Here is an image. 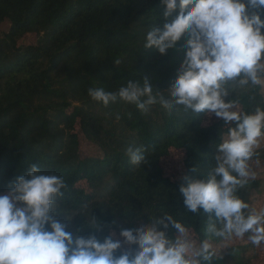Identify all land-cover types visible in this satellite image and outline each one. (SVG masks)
<instances>
[{"label": "trees", "instance_id": "obj_1", "mask_svg": "<svg viewBox=\"0 0 264 264\" xmlns=\"http://www.w3.org/2000/svg\"><path fill=\"white\" fill-rule=\"evenodd\" d=\"M164 7L161 0H0V24H10L0 37V194L35 163L64 179L54 211L74 236L94 232L102 241L111 231L168 213L197 241L205 238L209 217L186 212L178 189L185 174L203 178L215 166L216 147L229 126L220 119L205 124V113L182 106L168 111L157 104L145 113L120 99L105 106L88 95L89 88L116 92L145 78L154 94H168L184 38L165 55L143 48L146 33L178 12L165 18ZM27 32L38 36L36 43L17 44ZM229 87L238 110L264 108L262 85ZM81 139L97 145L102 155L83 154ZM129 146L142 147L148 162L131 164ZM170 148L185 153L177 179L160 165ZM252 161L264 164V147L254 149ZM263 192L261 181L249 179L237 194L250 211L252 197ZM94 220L97 228L89 229ZM214 243V264H253L248 240L213 238Z\"/></svg>", "mask_w": 264, "mask_h": 264}, {"label": "clouds", "instance_id": "obj_2", "mask_svg": "<svg viewBox=\"0 0 264 264\" xmlns=\"http://www.w3.org/2000/svg\"><path fill=\"white\" fill-rule=\"evenodd\" d=\"M161 3L165 18L178 12L162 28L146 33L143 48L155 47L165 55L184 38V55L166 88L168 94H154L145 78L142 83L128 81L116 92L89 88L88 95L105 106L120 99L145 113L157 104L168 111L182 106L229 126L227 138L216 147L215 166L203 178L185 174L178 189L186 212L209 217L205 238L197 241L168 213L121 229L122 240L113 239L115 233L102 241L94 232L74 236L54 211L64 179L43 173L33 163L26 174L17 175L6 194H0V264H214L218 257L213 238L247 234L253 246L264 243V209L247 211L248 203L237 194L255 178L249 161L264 136V108L238 110L229 87L234 83L248 90L264 85V0ZM127 156L133 165L148 162L142 147L129 146ZM98 224L94 220L89 229ZM124 245L129 247L117 256Z\"/></svg>", "mask_w": 264, "mask_h": 264}, {"label": "rangeland", "instance_id": "obj_3", "mask_svg": "<svg viewBox=\"0 0 264 264\" xmlns=\"http://www.w3.org/2000/svg\"><path fill=\"white\" fill-rule=\"evenodd\" d=\"M9 22L4 21L0 24V37L4 36L5 33L9 30ZM38 39V36L35 33L27 32L25 33L20 39H18L17 44L25 45L29 43H36ZM262 92L264 94V85H262ZM238 109V108H237ZM218 118H215L214 116L212 118H209L207 115H205L203 119V123L209 124ZM74 130L79 129V124L76 122L73 126ZM227 137H224L226 139ZM81 145V151L85 155L90 154H98L102 155V151L100 148L93 144L92 142H87L85 140L81 139L80 142ZM259 147H264V136L260 138L259 141ZM185 153L181 149H169V153L167 156L163 157L160 161V165L163 168V172L166 176H169L172 179L180 178L183 175L184 167H183V159H184ZM249 168L252 174H254V179H257L261 181L262 185L264 186V164H258L249 162ZM80 185H83L82 182L79 183ZM6 194V193H3ZM261 209H264V192L260 195L253 196L250 203V211L256 210L259 211ZM191 236L194 238V233L191 230H188ZM115 233L113 236L114 239H123L119 236L118 232L111 231V234ZM238 239H245L248 240L247 234L243 238ZM214 249H218L216 243H214ZM128 245H124L121 250L124 251L128 248ZM132 247V246H131ZM252 252V251H251ZM251 252H248L246 254V257L250 256ZM254 256L252 259L253 264H264V243L260 244L259 246H254Z\"/></svg>", "mask_w": 264, "mask_h": 264}]
</instances>
